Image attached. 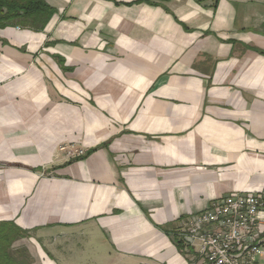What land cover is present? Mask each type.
Listing matches in <instances>:
<instances>
[{
	"label": "crops",
	"instance_id": "1",
	"mask_svg": "<svg viewBox=\"0 0 264 264\" xmlns=\"http://www.w3.org/2000/svg\"><path fill=\"white\" fill-rule=\"evenodd\" d=\"M46 1L43 30L0 28V223L27 232L10 249L199 263L185 219L264 198V0Z\"/></svg>",
	"mask_w": 264,
	"mask_h": 264
},
{
	"label": "built area",
	"instance_id": "2",
	"mask_svg": "<svg viewBox=\"0 0 264 264\" xmlns=\"http://www.w3.org/2000/svg\"><path fill=\"white\" fill-rule=\"evenodd\" d=\"M67 157L86 155L83 147L59 148ZM187 242L198 243L197 264H254L264 245V198L231 193L204 211L188 216L181 231Z\"/></svg>",
	"mask_w": 264,
	"mask_h": 264
},
{
	"label": "trees",
	"instance_id": "3",
	"mask_svg": "<svg viewBox=\"0 0 264 264\" xmlns=\"http://www.w3.org/2000/svg\"><path fill=\"white\" fill-rule=\"evenodd\" d=\"M53 13L54 8L46 0H0V28L18 26L41 31ZM26 235L13 222L0 223V264H29L27 254L10 249L15 239ZM176 243L180 245V241Z\"/></svg>",
	"mask_w": 264,
	"mask_h": 264
}]
</instances>
